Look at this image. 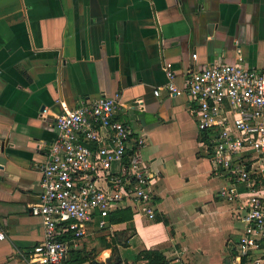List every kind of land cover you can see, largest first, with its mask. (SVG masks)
I'll return each mask as SVG.
<instances>
[{
	"label": "crops",
	"instance_id": "obj_1",
	"mask_svg": "<svg viewBox=\"0 0 264 264\" xmlns=\"http://www.w3.org/2000/svg\"><path fill=\"white\" fill-rule=\"evenodd\" d=\"M237 56L264 71V0H0V264H28L42 240L29 207L58 101L70 108L101 94L117 96L116 119L145 141L156 215L116 212L125 219L104 246L86 237L61 264L103 261L113 249L122 264L147 252L168 264H229L237 207L218 195L225 183L209 175L185 96L152 92L167 82L164 64L180 88L188 70Z\"/></svg>",
	"mask_w": 264,
	"mask_h": 264
},
{
	"label": "built area",
	"instance_id": "obj_2",
	"mask_svg": "<svg viewBox=\"0 0 264 264\" xmlns=\"http://www.w3.org/2000/svg\"><path fill=\"white\" fill-rule=\"evenodd\" d=\"M162 69L167 82L153 95L185 96L209 175L225 183L218 195L240 214L242 232L229 264H264V71L237 56L188 70L178 88L170 64ZM58 105L55 136L38 167L37 202L29 207L42 240L26 256L28 264H61L82 239L112 234L111 217L127 207L147 221L156 215L154 178L140 154L145 141L116 119L123 108L117 96Z\"/></svg>",
	"mask_w": 264,
	"mask_h": 264
},
{
	"label": "trees",
	"instance_id": "obj_3",
	"mask_svg": "<svg viewBox=\"0 0 264 264\" xmlns=\"http://www.w3.org/2000/svg\"><path fill=\"white\" fill-rule=\"evenodd\" d=\"M118 215V214H117ZM117 215L116 213L111 217L110 219V222L113 223V224H116V223H120V222H123L124 219H125V216L122 214V216L117 219ZM108 248V247H106ZM72 251H69V253L71 254ZM76 255H79L78 252L75 253V256ZM143 260L146 261L147 264H165L166 261L164 260V257L161 256L160 254H157L155 252H147L143 255L142 257ZM80 260L77 261V264H80Z\"/></svg>",
	"mask_w": 264,
	"mask_h": 264
},
{
	"label": "water",
	"instance_id": "obj_4",
	"mask_svg": "<svg viewBox=\"0 0 264 264\" xmlns=\"http://www.w3.org/2000/svg\"><path fill=\"white\" fill-rule=\"evenodd\" d=\"M89 264H122V263L118 257V254L114 255V252L111 251V255L106 257L103 261L91 260Z\"/></svg>",
	"mask_w": 264,
	"mask_h": 264
},
{
	"label": "rangeland",
	"instance_id": "obj_5",
	"mask_svg": "<svg viewBox=\"0 0 264 264\" xmlns=\"http://www.w3.org/2000/svg\"><path fill=\"white\" fill-rule=\"evenodd\" d=\"M239 227H241V225L239 224ZM101 236V235H100ZM102 237V236H101ZM101 237H97L96 239H99V244H100V246H102L104 243H105V240H103ZM104 246V245H103ZM111 251H113L114 252V255H116V252L114 251V249L113 250H111Z\"/></svg>",
	"mask_w": 264,
	"mask_h": 264
}]
</instances>
